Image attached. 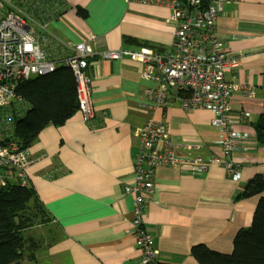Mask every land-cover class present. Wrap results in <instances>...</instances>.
Listing matches in <instances>:
<instances>
[{
    "label": "crops",
    "instance_id": "crops-1",
    "mask_svg": "<svg viewBox=\"0 0 264 264\" xmlns=\"http://www.w3.org/2000/svg\"><path fill=\"white\" fill-rule=\"evenodd\" d=\"M65 10L51 14L43 48L62 56L59 43L73 45L95 36L99 47L169 49L175 24L162 4L129 0H65ZM84 9L87 16L78 13ZM217 19L224 46L240 58L239 73L254 89L230 98L231 125L244 138L228 156L218 143L220 130L205 109L185 112L177 99L158 109L140 106L139 91L152 83L142 66L130 59L90 58L94 114L84 120L79 109L63 124L48 125L28 147L35 158L27 179L47 210L51 223L40 226L41 246L20 264H140L133 218V183L137 126L150 117L166 119L177 143H197L206 155L231 160L240 170L235 179L222 165L196 172L183 165L157 166L155 190L147 203L145 229L154 237V264H200L195 244L231 253L241 228L251 225L264 193L238 198L256 174L264 177V143L253 128L264 111V0H225ZM43 20V19H42ZM249 111L251 119L243 113ZM161 147V145H160ZM183 155V151H179ZM4 174V173H3ZM2 174V175H3ZM8 177L10 182L17 179Z\"/></svg>",
    "mask_w": 264,
    "mask_h": 264
},
{
    "label": "built area",
    "instance_id": "built-area-1",
    "mask_svg": "<svg viewBox=\"0 0 264 264\" xmlns=\"http://www.w3.org/2000/svg\"><path fill=\"white\" fill-rule=\"evenodd\" d=\"M0 1V167L12 171L9 176L28 184L27 171L35 161L29 148H22L12 137L14 109L22 101L17 89L20 82L35 75L53 72L59 64L69 66L74 74L79 111L84 120L94 114V98L90 58L130 59L142 66V75L152 85L139 91L140 106L158 109L177 99L185 112L205 109L212 113L211 123L220 130L218 143L228 156L245 137L231 125L230 98L234 93L253 96L254 87L239 73L231 79L226 74L237 70L240 58L234 56L218 36L216 25L225 0H129L162 4L170 9L175 24L174 40L169 49L157 50L148 46L137 49H108L92 36L73 45L59 43L62 56L46 52L42 42L47 40L46 24L43 37L34 31L36 16L24 4L26 0ZM5 3L8 10L5 13ZM28 3V2H27ZM26 3V4H27ZM251 119L249 111L243 113ZM138 151L134 156V181L124 187L133 196V218L140 264H154L158 250L153 235L145 229L147 203L155 190L157 166H187L196 172L206 171L214 164L222 165L233 178L239 179V168L220 156L206 155L197 143L175 142L170 123L164 118L150 117L134 130ZM161 145V147H160ZM183 151V155L179 151ZM0 177V184L6 185Z\"/></svg>",
    "mask_w": 264,
    "mask_h": 264
},
{
    "label": "trees",
    "instance_id": "trees-1",
    "mask_svg": "<svg viewBox=\"0 0 264 264\" xmlns=\"http://www.w3.org/2000/svg\"><path fill=\"white\" fill-rule=\"evenodd\" d=\"M65 4V0H26L21 5L44 24L51 14L57 11L61 14ZM77 11L87 16L84 9L77 7ZM17 91L22 101L14 109L11 131L22 148H28L43 128L63 124L79 108L73 71L64 64H59L53 72L21 81ZM252 125L258 142L264 143V111ZM11 172L0 167V177L7 181L6 185L0 184V264H20L22 257L41 246V241L29 230L51 223L35 188L29 181L28 184L18 180L10 182ZM262 193L264 177L256 174L237 197ZM191 254L200 264H264V195L258 201L251 225L236 234L231 253L219 252L199 243L192 246Z\"/></svg>",
    "mask_w": 264,
    "mask_h": 264
},
{
    "label": "rangeland",
    "instance_id": "rangeland-1",
    "mask_svg": "<svg viewBox=\"0 0 264 264\" xmlns=\"http://www.w3.org/2000/svg\"><path fill=\"white\" fill-rule=\"evenodd\" d=\"M0 1H4V0H0ZM13 3H16L15 0H12ZM2 8H0V12H1ZM8 10V4L5 3V8H4V12L6 13ZM34 16H36L35 14H33ZM36 18V17H35ZM33 27H34V31L36 32V34L39 36V37H43L44 35L42 34L43 32V27L41 28L40 25L38 24V20L36 18V22H33ZM39 229H40V226L39 227H34L32 229L29 230L30 233H32L33 235H37L39 234Z\"/></svg>",
    "mask_w": 264,
    "mask_h": 264
}]
</instances>
